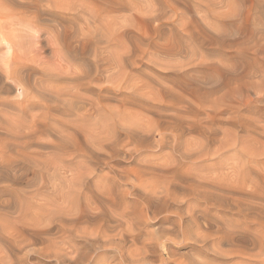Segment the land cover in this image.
Returning <instances> with one entry per match:
<instances>
[{
	"label": "rangeland",
	"instance_id": "374dc122",
	"mask_svg": "<svg viewBox=\"0 0 264 264\" xmlns=\"http://www.w3.org/2000/svg\"><path fill=\"white\" fill-rule=\"evenodd\" d=\"M1 1L48 46L0 84V264H264V0Z\"/></svg>",
	"mask_w": 264,
	"mask_h": 264
},
{
	"label": "bare ground",
	"instance_id": "6f19581e",
	"mask_svg": "<svg viewBox=\"0 0 264 264\" xmlns=\"http://www.w3.org/2000/svg\"><path fill=\"white\" fill-rule=\"evenodd\" d=\"M32 1H34V0H32ZM5 2L6 1L0 2V39L6 43L7 49L9 52V56L3 62V66H4L3 71H0V84L4 85L10 80H13L16 82L18 81L26 87V92L24 95L25 100L28 99V97H29V99H32L33 97H36V94L33 95L32 88H31L30 84L24 83V76L22 75V70L24 69L25 63L28 60H33V61H37V60L40 61L41 60L42 61L40 50L43 49L44 47L48 46V44H42L43 43V40L41 38L42 29H41V27L38 28L37 27L38 25L35 23L36 20L40 16V14H39L40 10H39V8H37L36 10H30L29 9V8H32L31 5L36 4V2H32L30 4V6H28L27 9H24V7H25L24 3H17L16 6L13 7L8 3L6 4ZM54 16L57 18V16L55 14H54ZM62 26L64 27L65 25L62 24ZM73 36H75V35H73ZM53 53L56 54L58 58H60L59 60H61V59L67 60L68 57L70 58L74 55L75 50L72 48L64 49L61 45L56 44L53 48ZM57 67L59 68L58 65H57ZM22 97H23V95H22ZM2 153H3V151H2ZM179 198H177V199L174 198L175 204L177 205L176 210H179V208L181 207L180 205L185 204V202H186L187 209H189V207L192 206V202H188V201H191V199L188 198V199H185L183 201V199H181V198L179 199ZM187 212H189V210H187ZM181 232L182 233L184 232L183 229L181 230ZM184 233L185 234L187 233V236L185 238L187 240L193 236L192 233L189 232L188 230ZM195 236H196V238H194L195 241H197V240L204 241V239L199 237L198 234H196ZM261 243L262 242H260V244ZM203 244H205V243H203ZM164 246L166 248L167 253L171 254L172 249L169 246H167L166 244ZM203 246H205V245H203ZM249 254L251 256H252V254L254 255V253H252V254L249 253ZM254 257H255V255H254ZM242 258H244V257H242ZM134 263H141V262H140V260H135ZM183 263H184V261H177L176 259H174V264H183Z\"/></svg>",
	"mask_w": 264,
	"mask_h": 264
}]
</instances>
